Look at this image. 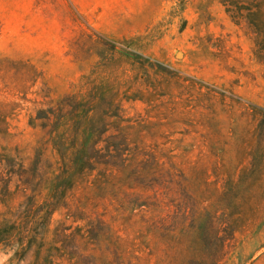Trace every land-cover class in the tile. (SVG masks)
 <instances>
[{
    "label": "rangeland",
    "instance_id": "obj_1",
    "mask_svg": "<svg viewBox=\"0 0 264 264\" xmlns=\"http://www.w3.org/2000/svg\"><path fill=\"white\" fill-rule=\"evenodd\" d=\"M145 59L152 65L139 66L137 61ZM159 64L207 87L203 93L210 89L228 102L232 97V113L220 112L222 118H237L247 104L264 108V65L252 56L245 24L235 25L218 0H0V111L6 104L18 105L8 120L10 135L0 137V145L18 148L27 166L46 172L61 165L59 155L70 160L86 140L79 130L123 127L120 138L155 155L165 167L169 161L182 167L184 151L190 150L189 167L206 171L217 199L223 198L229 194V177L248 168L240 143L227 136L228 125H217V119L211 148L200 137L205 130L183 140L181 112L189 94L154 74ZM131 95L145 100H125ZM112 98L121 104L123 122L106 117L117 112L107 106ZM201 112L206 113L204 105ZM243 189H253L258 198L259 182ZM44 193L41 186L38 203ZM22 199L18 194L15 204ZM84 216L111 230L110 252L118 245L126 253L123 259L109 254L112 264L204 263L147 236L143 221L151 215L144 211L129 213L102 200L91 201ZM59 220L71 224L55 214L52 227ZM263 243L264 225L236 233L218 264H264ZM10 257L0 247V264H8Z\"/></svg>",
    "mask_w": 264,
    "mask_h": 264
},
{
    "label": "trees",
    "instance_id": "obj_2",
    "mask_svg": "<svg viewBox=\"0 0 264 264\" xmlns=\"http://www.w3.org/2000/svg\"><path fill=\"white\" fill-rule=\"evenodd\" d=\"M218 2L235 25L245 24L252 56L264 65V0ZM137 63L141 67L152 65L146 59ZM154 66V74L166 83H177L189 94L181 112L183 140L197 134L198 129L205 130L200 137L211 148L212 122L217 119V125L223 128L228 125L227 136L240 143L248 168L241 169L237 178L229 177V194L224 192L223 198L217 199L206 171L189 167L190 150L184 151V167L170 161L165 167L155 155L139 146L131 147L126 137L120 138L123 127L110 132L102 123L103 127L88 133L79 130L87 134L86 140L73 151L70 160L59 155L61 165L46 172L37 166H27L18 148L0 145V247L11 253L8 264H112L109 254L123 259L126 253L119 251L118 245L112 252L106 245L112 239L111 230L102 221L84 216L91 201L108 200L117 203L122 211L150 214L149 220L143 221L147 236L160 239L167 247L173 244L186 256L202 259L203 264H218L225 256L228 241L236 233L253 232L257 225H264V108L247 104L237 118H222L220 112L232 113V97L228 102L223 95L215 97L210 89L203 93L202 88L207 87L196 80L182 78L181 73L169 67ZM149 87L162 96L155 86ZM190 91L198 97L192 99ZM136 99L145 100V97H125L127 101ZM203 105L205 114L201 112ZM107 106L117 109L107 114V118L124 121L116 98L110 99ZM17 108L13 103L1 109L0 137L10 135L8 120L16 116ZM257 182L260 192L256 199L253 189L243 188L251 190ZM41 186L45 193L38 203ZM18 194L23 199L15 204ZM55 214L70 219L71 224L59 220L52 227ZM81 221L87 222L84 227H73ZM103 245L107 247L104 250Z\"/></svg>",
    "mask_w": 264,
    "mask_h": 264
}]
</instances>
